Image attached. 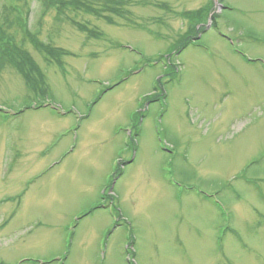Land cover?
<instances>
[{"label": "rangeland", "instance_id": "obj_1", "mask_svg": "<svg viewBox=\"0 0 264 264\" xmlns=\"http://www.w3.org/2000/svg\"><path fill=\"white\" fill-rule=\"evenodd\" d=\"M122 6L0 0V264H264V0Z\"/></svg>", "mask_w": 264, "mask_h": 264}, {"label": "trees", "instance_id": "obj_2", "mask_svg": "<svg viewBox=\"0 0 264 264\" xmlns=\"http://www.w3.org/2000/svg\"><path fill=\"white\" fill-rule=\"evenodd\" d=\"M45 8L57 7L59 12H62L64 9H69V7L75 11H83L85 13H92L94 16H101L104 13H111V15H107V20H110V17L113 16H125V12L123 10V4L127 0H42ZM96 3L94 4V2ZM16 7V6H15ZM14 9L15 11L17 8ZM208 9H201L195 11L193 13L187 14L189 18H192L194 24L199 22V18L203 17ZM16 18L12 19L14 24H18L23 26L22 18L16 13ZM81 27V25H80ZM91 35H96L97 33L93 30L89 31ZM33 46L36 48L39 47L46 59L50 60L57 59L58 55L65 54L61 49L56 50L51 46L43 45L36 41L33 35L28 36ZM12 40L11 36L6 35L3 31L0 30V67L4 61L9 63L12 67H14L17 72L25 79L27 85L30 88H42L43 90L46 87L45 77H43L42 73L36 66L35 62L31 59L28 52L22 50V48ZM13 43V44H12Z\"/></svg>", "mask_w": 264, "mask_h": 264}]
</instances>
